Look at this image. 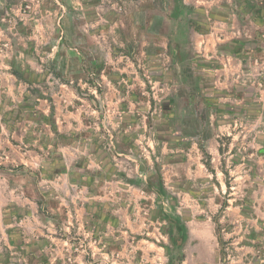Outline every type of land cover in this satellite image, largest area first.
<instances>
[{"label":"rangeland","instance_id":"374dc122","mask_svg":"<svg viewBox=\"0 0 264 264\" xmlns=\"http://www.w3.org/2000/svg\"><path fill=\"white\" fill-rule=\"evenodd\" d=\"M174 214L264 264V0H0V264H167Z\"/></svg>","mask_w":264,"mask_h":264},{"label":"trees","instance_id":"16d2710c","mask_svg":"<svg viewBox=\"0 0 264 264\" xmlns=\"http://www.w3.org/2000/svg\"><path fill=\"white\" fill-rule=\"evenodd\" d=\"M15 73L18 75L17 72ZM158 185L159 192L164 194L165 189L162 181H159ZM167 219L169 220L167 234L170 240V245H165L168 256L167 264H181L184 258L183 244L188 239V227L179 215H168Z\"/></svg>","mask_w":264,"mask_h":264}]
</instances>
